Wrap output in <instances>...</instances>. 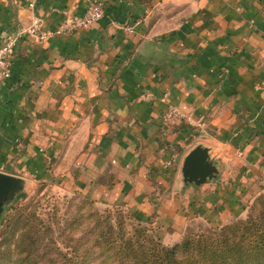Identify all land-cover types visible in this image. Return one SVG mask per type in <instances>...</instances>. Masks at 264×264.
I'll list each match as a JSON object with an SVG mask.
<instances>
[{
    "label": "crops",
    "instance_id": "obj_1",
    "mask_svg": "<svg viewBox=\"0 0 264 264\" xmlns=\"http://www.w3.org/2000/svg\"><path fill=\"white\" fill-rule=\"evenodd\" d=\"M28 1L0 0V41L31 17L51 30L87 3ZM100 1L96 22L17 43L0 82V171H70L93 201L153 215L164 244L194 221L225 222L264 186V0ZM169 107L178 118L165 119ZM197 144L217 177L183 186Z\"/></svg>",
    "mask_w": 264,
    "mask_h": 264
},
{
    "label": "trees",
    "instance_id": "obj_2",
    "mask_svg": "<svg viewBox=\"0 0 264 264\" xmlns=\"http://www.w3.org/2000/svg\"><path fill=\"white\" fill-rule=\"evenodd\" d=\"M248 208L244 218L216 228L193 231L185 227L180 239L169 246L150 235V229L138 222L127 223L126 229L120 209H115L113 220L111 215L87 212L83 216H90L93 226L75 238L73 245L65 244L69 252L62 257L64 264H264V189ZM8 218L0 228V234L5 236L10 230ZM125 218L132 216L127 213ZM70 255L73 257L69 259ZM16 260L14 264L37 263L35 258L30 262L28 257Z\"/></svg>",
    "mask_w": 264,
    "mask_h": 264
},
{
    "label": "rangeland",
    "instance_id": "obj_3",
    "mask_svg": "<svg viewBox=\"0 0 264 264\" xmlns=\"http://www.w3.org/2000/svg\"><path fill=\"white\" fill-rule=\"evenodd\" d=\"M63 168L70 170L69 166ZM50 174L49 179L46 178L45 180L30 176L24 177L26 179L25 189L12 203L5 207L0 219V228L7 216L9 217L10 230L5 233L6 236L0 234V264L17 263V257L20 259L28 257L30 262L35 258L36 264H48L47 261L49 260L64 264L65 259L62 255L69 252L65 244L73 245L75 238L93 226L94 220L88 215L83 216L87 212H96L104 217L111 215L113 220L116 213L115 209H120L126 229L129 227L127 223L138 222L148 227L150 229L149 234L161 242L153 221V215L147 219H141V215L136 217L124 204L93 201L89 198L90 191L87 186L77 189V186L73 185L72 180H70L72 175L70 171L69 175H61L60 170L53 167ZM109 177L110 174L106 176L94 174L93 179L95 181L93 182L104 183L105 185L109 183ZM88 185L90 188L93 187L91 182H88ZM263 189L264 186L252 198L237 205L230 217L221 224L214 225L204 221H194L185 227H191L193 231H205L244 218L248 213L251 201ZM89 200H92L93 203L90 204ZM106 211L110 213L107 214ZM133 212L136 214L135 210ZM127 213L132 216V219L125 218ZM70 225L74 228H69ZM63 228L66 230L61 232ZM161 243L165 246L172 244ZM72 257L73 255H70L69 259ZM21 264L30 263L22 262Z\"/></svg>",
    "mask_w": 264,
    "mask_h": 264
},
{
    "label": "built area",
    "instance_id": "obj_4",
    "mask_svg": "<svg viewBox=\"0 0 264 264\" xmlns=\"http://www.w3.org/2000/svg\"><path fill=\"white\" fill-rule=\"evenodd\" d=\"M37 0H30L27 8L32 9ZM103 14V5L100 0H87L84 11L79 16L65 14L56 23L51 30L42 29L41 21L37 17H31L29 23L18 29H15L0 41V82L5 81L10 75V58L14 52L17 43L25 35L34 38L37 41L45 40L55 34H72L81 27L96 22ZM129 29V27H125ZM167 120L178 118L179 112L174 107H169L164 112Z\"/></svg>",
    "mask_w": 264,
    "mask_h": 264
},
{
    "label": "water",
    "instance_id": "obj_5",
    "mask_svg": "<svg viewBox=\"0 0 264 264\" xmlns=\"http://www.w3.org/2000/svg\"><path fill=\"white\" fill-rule=\"evenodd\" d=\"M179 171L183 186L196 187L217 177L214 161L210 160L207 148L200 144L183 156ZM25 183L24 177L0 171V219L5 207L23 192Z\"/></svg>",
    "mask_w": 264,
    "mask_h": 264
}]
</instances>
